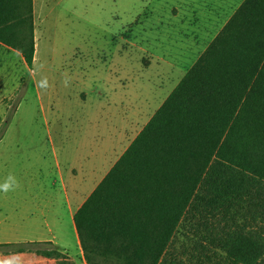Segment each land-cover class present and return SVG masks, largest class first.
Listing matches in <instances>:
<instances>
[{
	"label": "trees",
	"instance_id": "16d2710c",
	"mask_svg": "<svg viewBox=\"0 0 264 264\" xmlns=\"http://www.w3.org/2000/svg\"><path fill=\"white\" fill-rule=\"evenodd\" d=\"M0 45L32 65L33 0H0ZM73 223L88 264H264V0L234 11Z\"/></svg>",
	"mask_w": 264,
	"mask_h": 264
},
{
	"label": "rangeland",
	"instance_id": "374dc122",
	"mask_svg": "<svg viewBox=\"0 0 264 264\" xmlns=\"http://www.w3.org/2000/svg\"><path fill=\"white\" fill-rule=\"evenodd\" d=\"M189 1L34 0L32 65L0 45V184L9 174L20 183L0 192V243L53 238L44 216L54 212L53 233L68 249L43 242L0 259L18 253L22 264H75L70 211L200 55L184 17Z\"/></svg>",
	"mask_w": 264,
	"mask_h": 264
},
{
	"label": "crops",
	"instance_id": "0c3cea01",
	"mask_svg": "<svg viewBox=\"0 0 264 264\" xmlns=\"http://www.w3.org/2000/svg\"><path fill=\"white\" fill-rule=\"evenodd\" d=\"M243 1L244 0H190L186 4L187 8L184 9L185 10L184 13L186 16H184V17L188 19V24H189L188 26H191L192 30H195L196 33L198 34L199 38H200V39H197V38L194 39L193 38V41H192L194 46L197 48L196 51H198V49L200 48L199 52L201 54L206 49V47L210 44V42L214 39V37L217 35V33L222 29V27L226 24V22L232 16L234 11L240 6V4ZM185 2H186V0H185ZM196 2L199 5L197 8H195V6L193 5ZM200 2L202 3V6H200ZM224 5H228V6H224ZM33 7H34V0H33ZM200 10H202L204 12V14H202ZM196 56H197L196 57V59H197L199 56L197 54H196ZM196 59L194 60V62L196 61ZM151 116L149 117V119L151 118ZM149 119H147V121L143 124V126L148 122ZM143 126L138 130L136 135L143 128ZM116 129L118 130V126L116 127ZM136 135L134 137H132L131 140H129V142L127 141V144L125 145L126 147L119 151L120 154L118 153L117 155H115L114 159L106 167V169H105L103 175L100 177L99 181H96V183H94V185H93L92 189L89 191V193L86 196H84L82 199H79V201H78L79 203L77 202L78 205L76 206L75 210L70 211L69 217L72 221L74 230H75V226L73 223L74 213L82 205V203L90 195V193L94 190V188L100 183V181L107 174V172L111 169V167L115 164V162L119 159V157L122 155V153L129 146V144L134 140ZM61 175L62 174L60 172L59 177L62 179ZM70 181L72 182V179ZM65 185L66 184L64 183V188L66 189ZM66 195L68 196V193H66ZM46 216H48L49 219H51L50 222H48V220H47L48 218H46ZM46 216H44L46 219V222H47L46 227L49 228V231L51 232L53 238H51V239H49V238H36V239L29 238L25 243H27V242L33 243L30 246L38 245V244H41L43 242L51 243V245H53L55 248H57L58 251L68 252V249L63 244H61L59 241H57V239L53 233L52 226L53 227L56 226V221H55L56 216H55L54 212H51L50 216L48 214ZM32 225L35 226V223L33 222ZM75 232H76V230H75ZM5 243H9V242H5ZM5 243H0V244H5ZM53 258H55V256ZM68 258H70V260L73 261V263H75V264H88L86 262V260L84 259L83 251L81 249V246L79 244L78 239H77V253L74 255L69 254ZM42 260L51 261V259L49 257H44V259H42ZM67 260H69V259H67Z\"/></svg>",
	"mask_w": 264,
	"mask_h": 264
},
{
	"label": "clouds",
	"instance_id": "9594fccd",
	"mask_svg": "<svg viewBox=\"0 0 264 264\" xmlns=\"http://www.w3.org/2000/svg\"><path fill=\"white\" fill-rule=\"evenodd\" d=\"M44 65L43 63H40L37 66H34V70L37 72H40L43 69ZM63 80V86L68 87L71 83V77L68 76L66 73L62 74ZM38 87L41 89V91H47L51 85L49 83V80L46 76H41L40 79L37 81ZM20 187L19 181L16 179V177L12 174H9V176L5 179V181L0 184V192L8 193L10 191H15L17 188ZM0 264H22L21 256L18 253H13L10 256L0 259Z\"/></svg>",
	"mask_w": 264,
	"mask_h": 264
}]
</instances>
